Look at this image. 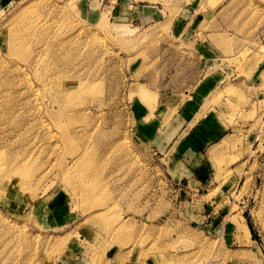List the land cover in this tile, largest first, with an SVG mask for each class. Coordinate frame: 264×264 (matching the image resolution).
I'll return each instance as SVG.
<instances>
[{
	"label": "rangeland",
	"instance_id": "rangeland-1",
	"mask_svg": "<svg viewBox=\"0 0 264 264\" xmlns=\"http://www.w3.org/2000/svg\"><path fill=\"white\" fill-rule=\"evenodd\" d=\"M198 6L180 37L176 7L121 25L118 0H0V264H264V0ZM212 68L227 136L180 180L131 102Z\"/></svg>",
	"mask_w": 264,
	"mask_h": 264
},
{
	"label": "crops",
	"instance_id": "crops-1",
	"mask_svg": "<svg viewBox=\"0 0 264 264\" xmlns=\"http://www.w3.org/2000/svg\"><path fill=\"white\" fill-rule=\"evenodd\" d=\"M91 3L92 11H95L96 1ZM198 5L199 0H118V10L114 12L121 25L133 21L166 23L169 9L176 7L178 12L171 23L183 26L181 32H177L181 37L184 29L200 18ZM261 64L260 74L264 75V61ZM222 71L212 68L182 101L176 100L179 94L175 92L157 93L154 99L143 96L132 99L130 113L134 134L157 151L167 154L180 180L187 177L203 182L212 168L208 152L219 147L227 136L228 125L220 117L225 110L213 103L218 95L215 92L226 77Z\"/></svg>",
	"mask_w": 264,
	"mask_h": 264
}]
</instances>
